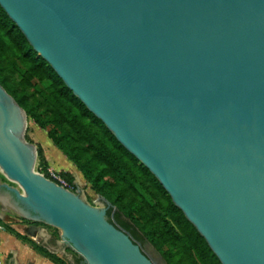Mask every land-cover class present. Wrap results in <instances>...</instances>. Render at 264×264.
I'll return each mask as SVG.
<instances>
[{
  "label": "water",
  "instance_id": "obj_1",
  "mask_svg": "<svg viewBox=\"0 0 264 264\" xmlns=\"http://www.w3.org/2000/svg\"><path fill=\"white\" fill-rule=\"evenodd\" d=\"M33 49L157 178L221 264H264V0H0ZM0 84V200L83 264H154L34 169ZM105 201L106 205L110 203ZM30 236H34L30 233Z\"/></svg>",
  "mask_w": 264,
  "mask_h": 264
},
{
  "label": "trees",
  "instance_id": "obj_2",
  "mask_svg": "<svg viewBox=\"0 0 264 264\" xmlns=\"http://www.w3.org/2000/svg\"><path fill=\"white\" fill-rule=\"evenodd\" d=\"M0 84L27 119L48 128V139L110 203L107 220L133 242L150 243L166 264H221L157 178L74 95L1 6ZM36 150L47 176L42 147ZM61 175L74 182L70 172ZM75 262L83 264L82 257Z\"/></svg>",
  "mask_w": 264,
  "mask_h": 264
},
{
  "label": "rangeland",
  "instance_id": "obj_3",
  "mask_svg": "<svg viewBox=\"0 0 264 264\" xmlns=\"http://www.w3.org/2000/svg\"><path fill=\"white\" fill-rule=\"evenodd\" d=\"M39 86H42V84H39ZM47 131L48 128L46 129H40L38 128L31 120L27 119V124H26V129L24 132V138H30L33 141V144L35 145H40L44 143L45 140H49L47 137ZM42 154L43 158L47 163V158L45 151L42 148ZM67 162L70 163L71 170H72V175L75 177L74 182L70 183L72 185V191H75L76 189L79 190V194L81 197L89 204L97 207V208H104L106 206L105 201L101 198L100 195L96 194L92 189H90V185L86 182L84 179L83 175L81 172L77 169V167L67 159ZM43 164L39 160L38 156L36 158V162L34 164V169L38 172L43 170ZM46 168H50L52 171L56 173H61L65 172L66 166L65 165H58V166H53L47 163ZM68 172V171H67ZM0 181L1 182H6L11 186H15L18 188V185L14 182L9 181L1 172L0 170ZM3 206L0 203V213H2ZM9 212L6 214L9 216L8 219L12 220L14 218H17L19 220V223L21 224H30L29 221L22 219L15 211L12 209L8 208ZM8 220L7 218H0V226L5 227L6 229L10 231H14L13 228L9 225L11 224V221H4ZM40 225V224H39ZM43 226L45 229H48L49 232H51L53 237H50L48 240H35L27 236H19L25 243L28 245L34 247L39 253H41L44 257L47 259H50V261L54 264H73V259L78 256V254L73 251L69 246H65L63 244H56L53 240H59V231L53 227L50 226ZM15 232V231H14ZM147 249L153 254V256H159L161 260H159L160 264H166L162 256L153 248V246L145 242ZM158 258V259H159Z\"/></svg>",
  "mask_w": 264,
  "mask_h": 264
},
{
  "label": "crops",
  "instance_id": "obj_4",
  "mask_svg": "<svg viewBox=\"0 0 264 264\" xmlns=\"http://www.w3.org/2000/svg\"><path fill=\"white\" fill-rule=\"evenodd\" d=\"M41 147L45 151L48 164L55 167L58 165H65L66 170L71 174L73 173L70 163L66 160V156L54 146L50 140H45L44 143L41 144ZM0 203L3 206V212L0 213V218L8 219L9 216L6 213L9 212L8 208H10V206L4 204L1 200ZM4 221H11L9 225L15 232L0 226V264H54L50 259L44 257L34 247L28 245L19 237L22 235L35 240H48L50 237H53L48 229L38 225L41 229L34 230L31 228L30 224L19 223L17 218L12 220L4 219ZM30 233H33L34 236H30ZM53 241L58 244V240Z\"/></svg>",
  "mask_w": 264,
  "mask_h": 264
},
{
  "label": "built area",
  "instance_id": "obj_5",
  "mask_svg": "<svg viewBox=\"0 0 264 264\" xmlns=\"http://www.w3.org/2000/svg\"><path fill=\"white\" fill-rule=\"evenodd\" d=\"M39 173L44 175L43 170L40 171ZM46 173H47V176L44 175L45 177L54 181L56 184L60 185L61 187L72 191V185L61 175V173L60 174L56 173L52 171L50 168H46Z\"/></svg>",
  "mask_w": 264,
  "mask_h": 264
},
{
  "label": "flooded vegetation",
  "instance_id": "obj_6",
  "mask_svg": "<svg viewBox=\"0 0 264 264\" xmlns=\"http://www.w3.org/2000/svg\"><path fill=\"white\" fill-rule=\"evenodd\" d=\"M137 244H139V247L141 248L143 253H145V255H147L153 261L154 264H160L159 260L161 259L159 258V256H158L159 259L157 258V256L156 257L153 256V254L147 249L145 243L138 242ZM73 264H76L75 258L73 259Z\"/></svg>",
  "mask_w": 264,
  "mask_h": 264
},
{
  "label": "bare ground",
  "instance_id": "obj_7",
  "mask_svg": "<svg viewBox=\"0 0 264 264\" xmlns=\"http://www.w3.org/2000/svg\"><path fill=\"white\" fill-rule=\"evenodd\" d=\"M27 124V123H26Z\"/></svg>",
  "mask_w": 264,
  "mask_h": 264
}]
</instances>
